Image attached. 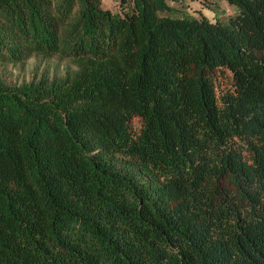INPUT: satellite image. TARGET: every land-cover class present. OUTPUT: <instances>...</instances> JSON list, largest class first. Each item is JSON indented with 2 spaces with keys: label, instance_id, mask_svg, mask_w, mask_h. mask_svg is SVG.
<instances>
[{
  "label": "trees",
  "instance_id": "1",
  "mask_svg": "<svg viewBox=\"0 0 264 264\" xmlns=\"http://www.w3.org/2000/svg\"><path fill=\"white\" fill-rule=\"evenodd\" d=\"M117 1L0 0V264H264V0Z\"/></svg>",
  "mask_w": 264,
  "mask_h": 264
},
{
  "label": "rangeland",
  "instance_id": "2",
  "mask_svg": "<svg viewBox=\"0 0 264 264\" xmlns=\"http://www.w3.org/2000/svg\"><path fill=\"white\" fill-rule=\"evenodd\" d=\"M168 4L173 11L176 13L188 12L190 15L196 18H207L210 21L215 19H227L236 15V11L233 7L229 6L223 0H168ZM102 7L115 15H122L124 13L123 8L117 0H102ZM212 8V9H211ZM39 62V61H38ZM36 65V61L32 60L29 65L23 69H8V72L3 74H13L15 77L27 76L32 68ZM68 65L67 62H62L58 59L42 61L40 64V71H49V73L60 74L65 70ZM232 75L229 71L220 70L212 74V79L217 87V91H226L231 87ZM132 130L135 134H139L142 129V121L135 118L131 124Z\"/></svg>",
  "mask_w": 264,
  "mask_h": 264
}]
</instances>
